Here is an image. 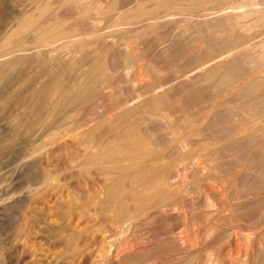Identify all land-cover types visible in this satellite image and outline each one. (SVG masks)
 Wrapping results in <instances>:
<instances>
[{
	"label": "rangeland",
	"instance_id": "1",
	"mask_svg": "<svg viewBox=\"0 0 264 264\" xmlns=\"http://www.w3.org/2000/svg\"><path fill=\"white\" fill-rule=\"evenodd\" d=\"M98 1L99 2H96L95 5L97 9L102 6L99 10L90 13L92 15L89 14L86 18L78 19L76 15H73V9L71 10V7L67 4L62 5L63 1L61 0H0V37L4 35L8 28H15L17 22L24 14H35V17H38V21L44 19V17L42 18L38 15L40 13L36 12V9L38 11L39 7L43 4L45 5L47 2L48 4L46 5L49 6L47 16L52 19L53 22H65L64 29H70L69 26H72L71 33H74L69 38L71 40L69 43L70 45L65 42L67 40L62 39L60 41L57 40V43H54L56 45H48L38 50L35 48L29 52L27 51L33 58L35 57V63L30 66L32 68L20 65V67L12 69L13 71L9 70L8 76L14 80L10 85L14 89H12L10 85L7 88L2 87V82H0V90L4 91L8 89L7 91L9 93L13 92V94H11L15 95V92H18L20 89V94L24 93L22 95H25L26 91V95L28 96L33 93L37 85H42L41 94L45 96L44 99L50 103L58 100L60 95L64 93L62 90L67 79L81 77L82 79H87L86 76H89L93 71H101L100 74L105 71L103 72L104 76L100 75L104 79L114 78L113 80H116L118 83L121 81V85L120 83H116L118 85L114 84L110 87L111 89L109 88L105 90L104 93L97 94V96L93 98V100H96L100 96L101 98L99 97L98 100H94V102L91 100L92 102L90 101L72 110V112H75L72 113L73 117L68 121L70 123L61 126L59 129H55L49 124L53 118V114L48 111L49 108L44 107L41 111L39 110L40 112H37L36 109L29 104L28 114L20 117L18 113H20L21 108L18 104L12 103L11 105L4 106L0 101V264H111V262L114 264H239V262L241 264H264V125L261 126V124H264V0H215L216 2L210 0L213 4H211L209 0H206V2H204L205 0H200L203 2V4H200L205 5L204 7L198 4L199 0H192L195 1V3L193 2L194 4H198L203 10H199V7L197 9V6L190 0H176L174 1L176 4L174 2L171 4L169 0H165L168 2V5H170L169 8L171 5L174 7L170 8L171 11L161 10L162 13L159 11L160 15L158 14L159 12H155V10L154 12L152 11L150 14L152 17L149 18V23L153 25L155 23L154 26L148 23V19L146 20L144 18H141L142 20L135 19L139 22L133 20L135 23L133 25H130L131 22L122 23L117 19V14L119 11L125 10V7H127V9H132V6L135 5L133 6L134 10H131V14L137 11L134 13V15H136L139 13L138 10L140 8L144 9L148 5L147 8H152L153 3L155 8L165 6L166 3L162 2L164 0H157L159 3L156 0H115L116 6L114 10L116 8L119 9H116L117 11L115 12L108 10L107 5L111 0ZM117 2H119V4ZM40 3L41 5L39 6L38 4ZM156 3L160 6L155 5ZM182 4L186 6H184L185 9L187 6L189 10L191 7L196 9H191L192 11L190 10V12H188V8L183 10V8L180 7ZM60 5L62 6L60 7ZM123 6H125L124 9L122 8ZM135 7L139 9L137 10ZM54 10H56V14L53 15L52 12ZM217 10L219 11L217 12ZM222 11H227L228 13H221ZM108 13L110 15L112 14L111 17L110 15L107 16ZM164 13H167V15H164ZM216 13H220V16ZM165 16H168V18ZM90 17L91 19H89ZM158 17L161 19H158ZM87 18L89 20H87ZM155 18L157 20H155ZM84 19L87 21H85L87 25L82 21ZM114 20L119 22L116 21L115 23ZM154 20L156 22H154ZM117 23H122L123 25H118ZM79 24H81L80 27H83L78 28ZM127 25H130V28ZM148 26L150 27L148 28ZM135 30L137 31L135 32ZM73 31L76 32L78 37ZM139 31L142 32L138 33ZM19 33V36L16 34L12 37V41L19 39L21 41L25 38H31L30 33L26 30H20ZM236 36L237 38H235ZM242 38L246 41V45ZM75 39L76 41L73 42ZM239 41H241V44ZM250 42L253 43V45H250ZM27 45L29 46L30 44ZM56 46H58L59 49H56ZM251 46H255L254 50ZM2 48L3 46L0 47V51ZM45 48L46 50H44ZM248 48L250 50H248ZM246 51L247 53L244 54ZM259 53L262 55L260 56ZM226 54H228V56ZM215 55L218 58L214 57ZM6 60L4 59L3 61ZM218 60L221 64H219L220 62H218ZM42 61L46 66L41 70L39 64L36 62ZM148 61L150 62L148 63ZM119 62L121 63L119 64ZM127 62H129V64ZM217 62L218 66L216 65ZM152 64H154V66ZM193 64L194 66L191 67ZM92 66L94 69H92ZM212 66H215V68ZM145 67H147L146 70ZM77 71L79 72L77 73ZM48 72L51 73V75H49ZM87 72L90 73L88 74ZM193 72L197 75H193L194 77L192 78L189 76L190 79L185 82L183 80L184 76L187 77L193 74ZM82 73H84L83 76ZM57 75L60 80L56 77ZM66 75L68 77H66ZM223 80L224 82H222ZM131 81L132 84H130ZM163 81H166V83ZM54 82L56 85H54ZM31 83L34 84L32 85ZM137 83H140L139 87H137ZM148 85L150 86L148 87ZM160 87L163 89L161 90ZM112 89H114V91ZM144 91L145 93L142 95ZM46 92L48 94H46ZM156 92L157 94L160 92L159 98L154 96ZM258 92H261L262 95ZM161 93H164V95ZM103 94H105L104 96L106 98ZM126 96L129 97V99L132 98L129 102V113H131L130 115H132V117L127 121V124L131 126V132H128L126 128L120 127L121 123L124 124L123 118L121 119L123 122L121 121L119 124L115 123L119 117L117 113L121 110L122 103L124 102L123 100ZM147 96L150 102L151 99L153 100L154 106L148 101ZM56 97H58V99ZM137 99L140 103L134 104V102L137 103ZM12 100L13 98L11 101ZM145 101L148 105L147 103L146 105L143 103ZM156 102L159 105L161 103L162 107L164 106L163 103H165V106H167L166 109H164L165 106L163 109L159 105L155 107L157 106ZM137 105L139 108L144 107L143 110L140 108L143 111L142 113ZM16 107L19 109L17 110ZM152 107H155L154 111V108L151 109ZM147 108L149 110H147ZM168 109H170L169 113L171 115L169 114L168 116L170 117H167L169 119L166 120V111H169ZM132 111H134V113ZM147 111L154 116L148 114ZM156 111H160L163 115L165 112L166 115L163 116L160 112L158 114ZM134 114L136 117L133 116ZM25 117L27 119H25ZM184 118L186 120L189 119L187 123L186 120L183 122ZM169 120L171 121V127H174L173 129L169 125ZM175 120L176 122H174ZM163 121L164 124L166 123V126L163 124ZM259 121H262L261 124ZM195 123L197 128H193ZM180 124H183L184 129ZM243 124H248V126ZM250 125L254 127V130L257 129V125L261 127L257 126L258 129L255 132L251 130L252 127L250 128ZM74 127H76V130ZM167 127H170L168 129H171L172 132L168 130ZM96 128H98V130ZM187 129L190 131L188 132ZM197 129L198 131H196ZM193 130L195 132H193ZM258 130H260V134H258ZM92 132L98 137L93 140V145L95 147H93L92 149L94 150L91 149V151L94 152L98 149L95 145L97 141H102V144L106 145V148L103 147V149L109 150L120 145L121 141L131 133V141L144 140L143 143L147 144V147L152 148L154 152L162 155L160 157L156 156L150 158L151 162L149 161L148 165L145 166V168L149 167L150 171L146 172L147 177L150 173L152 174L153 171L160 170V183L162 182V186L166 189V192L163 193V199L168 205L164 207L162 211L160 210L159 214L155 212L156 215H154L153 219H148L149 221H147L142 218L141 221L138 220L139 222L134 221V223L126 229H121V227L115 226L116 224L113 222L114 217L112 213L109 211L103 212L96 205V200L104 198L101 184L99 187L96 185V188L94 187L92 191L88 190V183L85 181L86 178L89 177L88 175H90V172L88 173L87 170H80L75 165L77 162V164H80V159L77 156H79V152H82L84 144L86 143L85 141L93 135ZM134 132H136L137 135L134 134ZM64 134L66 137H64ZM52 135H54L53 138L51 137ZM146 135L148 136L146 137ZM189 137H192L193 140ZM145 139L147 142H145ZM174 139L177 140L176 143L173 141ZM168 140L169 144L167 143ZM205 140L208 143L211 141V143L206 144L207 142ZM165 143L168 144V147H165ZM211 145H213V147ZM166 148L167 150H165ZM196 148L200 149L198 155L196 154L198 151H196ZM30 149L32 150L30 151ZM209 149L212 150L209 151ZM168 150H171L172 153H169ZM204 152L206 153L204 154ZM180 153L182 155H180ZM69 154L71 155L69 156ZM188 154V159L191 160L188 162L187 159L185 162L186 159L184 156L186 155L187 157ZM72 155L76 157L78 161H75ZM206 155L207 157H205ZM197 158H202V160H198ZM207 159L211 161H207ZM70 161H74V163ZM72 165H75L73 166L74 169L75 167L77 168L75 172L74 169L72 170ZM164 165L169 166L165 167ZM210 166L214 167L211 168ZM65 167L67 168L65 169ZM169 167H172V169L175 167L173 169L176 173L175 175L172 174L173 171ZM61 168L62 170H60ZM167 170L170 171L167 172ZM199 170H201V174ZM63 171L69 176L72 175L75 177H72L75 179L72 180L73 183L75 182L77 188L79 186L78 189L73 191L64 180H60V174L66 175ZM76 171L81 174L76 173ZM193 172L196 174H193ZM204 172L206 173L205 176ZM183 173L187 178L183 176ZM93 174V176L96 177V173ZM173 176L174 179L172 180ZM98 177H100V175H98ZM30 178L33 179V181L37 179L39 183L33 185L30 183L32 181ZM101 178L102 175L100 179ZM207 178H212V182L210 181L211 179L207 181ZM203 179L206 182L203 181ZM45 180L47 182L43 183ZM147 185L150 187L153 185V182H149ZM211 185H213V187ZM34 186H37L36 189ZM176 186L178 187L175 188ZM33 188L35 192H33ZM206 188L208 190L210 189L209 191H211V193L209 191L206 192ZM29 191H31V193ZM59 192L61 194H59ZM222 206L226 209L224 210ZM216 208H218V211ZM176 237L178 240H176ZM173 242L176 243V246ZM250 245L251 247H248ZM239 258L242 261H240ZM231 259L234 260L232 261Z\"/></svg>",
	"mask_w": 264,
	"mask_h": 264
},
{
	"label": "bare ground",
	"instance_id": "2",
	"mask_svg": "<svg viewBox=\"0 0 264 264\" xmlns=\"http://www.w3.org/2000/svg\"><path fill=\"white\" fill-rule=\"evenodd\" d=\"M56 1V0H55ZM61 1H63L62 2V5H65V4H67V5H69L70 7H71V10L74 12V14H73V12H72V14L73 15H76V17H78V19L79 18H86V16L87 15H89L90 13H92V12H96L97 10H99L100 8H96V2H99L98 0H61ZM102 1V0H101ZM131 1V0H130ZM140 1H142V0H140ZM157 1V0H156ZM172 1V2H171ZM169 0V2L172 4L174 1H176V0ZM192 3L194 2L195 3V1H192V0H190ZM189 1V2H190ZM196 1H198V0H196ZM204 1V0H203ZM208 1V0H207ZM210 1V0H209ZM212 2H216L215 0L213 1V0H211ZM210 1V2H211ZM125 2V1H124ZM158 2V1H157ZM162 2H165L166 3V5L165 6H161V7H157V8H155V6H154V3L153 2H151V3H153V5H152V8H144V9H139L138 7H135V9L137 8V10L139 11V13L138 14H136V15H134V13L135 12H137V11H135L133 14H131V10L133 9L134 10V8H133V6H135V5H133L132 6V9H130V8H128L127 9V7H125V6H123L122 8L124 9V7L126 8L125 10H121V11H119V13L117 14V19H119V21H121L122 23H124V22H131V24L130 25H133V24H135L134 22H133V20L134 21H138V20H135V19H140V20H142L141 18H144V19H148V23H149V18L150 17H152V16H150V14H151V12L153 11L154 12V10H155V12H161V10L163 11H168V10H170L171 11V7H174V6H172L171 5V7L169 8V6L170 5H168V2L167 1H162ZM204 2H206V0L204 1ZM209 2V3H210ZM211 2V4H213ZM218 2V1H217ZM223 2V1H222ZM224 2H226V1H224ZM251 2V1H250ZM32 3H33V1H32ZM36 3V2H35ZM118 4H119V2H117ZM144 3H145V1H144ZM159 3V2H158ZM158 3H156L155 5H159ZM164 3V4H165ZM175 3V2H174ZM193 3V4H194ZM203 4V2H201L200 0H199V3L198 4ZM220 3V2H219ZM43 4V3H42ZM46 4H48V2L46 3ZM41 5V3L40 4H38L40 7H39V9H38V11H37V9H36V12H38V13H40V14H38L39 16H41L42 18L44 17V19H42V20H40V21H38V17L36 18L35 16V14H33V13H28V14H24L20 19H19V21L17 22V26L15 27V28H13V27H11L10 29L8 28V30H6L5 28V30H6V32H5V30H4V35L3 36H1L0 37V47L1 46H3V48L1 49V51H0V82H2V87H8L14 80H12V78H10L9 76H8V72H9V70H12V69H14V68H16V67H20V65H22V66H25V67H29V68H32V67H30V66H32L34 63H35V61H34V58L32 57V55H30V53H27V51L29 52V51H31L32 49H35V48H37V50L38 49H40L41 47H44V46H50V45H53L57 40H67V41H65V42H67V44L68 45H70L69 43L71 42V40L69 39L71 36H72V34H74V33H71V29L73 28L72 26H69V28L70 29H68V28H66V29H64L63 27H65L64 25H65V22H53L52 21V19H50L48 16H47V14H48V5ZM58 4V3H57ZM98 4V3H97ZM101 4V3H100ZM106 4V3H105ZM141 4V3H140ZM176 4V3H175ZM198 4H194V5H196L197 6V9H198V7H199V10L200 9H202L201 8V6H205V5H201V6H198ZM250 4V3H249ZM15 5V4H14ZM56 5V4H55ZM62 5H60V7L62 6ZM99 5V4H98ZM97 5V6H98ZM132 5V4H131ZM174 5V4H173ZM178 5H179V3H178ZM248 5V4H247ZM51 6V5H50ZM108 6V10H112V12L114 11H117L116 9H118V8H116L115 10H114V8H115V6H116V1L115 0H111L110 2H109V4L107 5ZM140 6V5H139ZM153 6H154V8H153ZM160 6V5H159ZM183 6V4L180 6L181 8H183V10L185 9L184 8V6ZM195 6V7H196ZM212 6H214V5H212ZM221 6V5H220ZM243 6V5H242ZM249 6V5H248ZM37 7V6H36ZM141 7V6H140ZM178 7V6H177ZM179 7V8H180ZM186 7V6H185ZM211 7V6H210ZM216 7V6H215ZM217 7H219V6H217ZM229 7V6H228ZM240 7V6H239ZM246 7V6H245ZM38 8V7H37ZM58 8H59V6H58ZM178 8V9H179ZM187 8H188V6H187ZM186 8V9H187ZM233 8V7H232ZM235 8H236V6H235ZM106 9H107V7H106ZM175 9H176V7H175ZM185 9V10H186ZM191 9H196V8H192L191 7ZM190 9V10H191ZM216 9V8H215ZM238 9V8H237ZM53 10V9H52ZM57 10V9H56ZM56 10H54L52 13H53V15L54 14H56ZM105 10V9H104ZM119 10V9H118ZM174 10V9H173ZM173 10H172V12H173ZM177 10V9H176ZM188 10V12H190V10H189V8L187 9ZM203 10V9H202ZM222 10V9H221ZM220 10V11H221ZM223 10H224V8H223ZM239 10V9H238ZM241 10V9H240ZM257 10V9H256ZM58 11V10H57ZM101 11L103 12V10L101 9ZM101 11H99V12H101ZM175 11V10H174ZM192 11V10H191ZM195 11H198V10H195ZM206 11V10H205ZM219 10H217V12H218ZM35 12V11H34ZM110 12V11H109ZM160 12L158 13L159 15H160ZM183 12H186V11H183ZM199 12V11H198ZM227 12V11H226ZM226 12L225 11H222L221 13H224V14H226ZM234 12V11H233ZM237 12V11H236ZM243 12H245V11H243ZM49 13H51V12H49ZM61 13V12H60ZM68 13H70V12H68ZM117 13V12H116ZM162 13V12H161ZM202 13V12H201ZM213 13H215V12H213ZM228 13V12H227ZM239 13V12H238ZM237 13V14H238ZM250 13V12H249ZM97 14V13H96ZM100 14H102V13H100ZM104 14H105V12H104ZM103 14V15H104ZM114 14V13H113ZM153 14V13H152ZM167 15V13H164V15ZM169 14V13H168ZM170 14H171V12H170ZM206 14H208V13H206ZM205 14V15H206ZM217 14V13H216ZM219 14V16H220V13H218ZM217 14V15H218ZM230 14V13H229ZM244 14H248V13H244ZM253 14V13H252ZM256 14V13H255ZM46 15V16H45ZM60 15V14H59ZM90 15H92V14H90ZM95 15V14H94ZM99 15V14H98ZM103 15H101V16H103ZM110 14L108 13V15L107 16H109ZM112 15V14H111ZM111 15H110V17H111ZM157 15V14H156ZM210 15V14H209ZM222 15V14H221ZM72 16V15H71ZM96 16V15H95ZM158 16V15H157ZM170 16V15H169ZM173 16V15H172ZM185 16V15H184ZM213 16V15H212ZM211 16V17H212ZM214 16H216V15H214ZM223 16V15H222ZM237 16V15H236ZM240 16V15H239ZM242 16V15H241ZM61 17V16H60ZM105 17V16H104ZM115 17V16H114ZM166 17V16H165ZM228 17V16H227ZM56 18V17H55ZM154 18V17H153ZM157 18V17H156ZM155 18V20H157ZM166 18H168V16L166 17ZM226 18V17H225ZM224 18V19H225ZM89 19H91V17L89 18ZM88 18H87V20H89ZM94 19V18H93ZM158 19H161V18H159L158 17ZM174 19V18H173ZM75 20V19H74ZM73 20V21H74ZM107 20V19H106ZM154 20V22H156ZM162 20H164V19H162ZM162 20H159V21H162ZM169 20H170V18H169ZM176 20V19H175ZM179 20V19H178ZM226 20H227V18H226ZM263 20V19H262ZM66 21V20H65ZM82 21H84V23L86 24V20L84 19V20H82ZM86 21V22H85ZM92 21V20H91ZM116 21L117 20H114V22L116 23ZM119 21H117V22H119ZM145 21V20H144ZM181 21V20H180ZM16 22V21H15ZM74 22H76V21H74ZM79 22V21H78ZM93 22V21H92ZM112 22V21H111ZM139 22V21H138ZM163 22V21H162ZM67 23V22H66ZM80 23V22H79ZM121 23V24H122ZM180 23V22H179ZM239 23V22H238ZM73 24V23H72ZM71 24V25H72ZM91 24H93V23H91ZM118 25H121V24H119V23H117ZM126 24V23H125ZM150 24V23H149ZM152 24V23H151ZM150 24V25H151ZM181 24V23H180ZM76 25V24H75ZM80 25L81 24H79V26H78V28L80 27ZM87 25V24H86ZM90 25V24H89ZM88 25V26H89ZM95 25L97 26V24L95 23ZM123 25V24H122ZM130 25H127V26H129V28H130ZM146 25V24H145ZM153 25V24H152ZM154 25H155V23H154ZM153 25V26H154ZM125 26V25H124ZM124 26H122V27H124ZM135 26V25H134ZM142 26V25H141ZM239 26V25H238ZM77 27V26H76ZM81 27H83V26H81ZM80 27V28H81ZM126 27V26H125ZM150 26H148V28H149ZM233 27V26H232ZM21 28V29H20ZM145 28H147V27H145ZM237 28V27H236ZM245 28V27H244ZM243 28V29H244ZM141 29H143V28H141ZM141 29H139V30H141ZM151 29V28H150ZM248 29V28H247ZM20 30H26L27 32H29L30 33V36H31V38H29V39H23V40H21L20 41V39L19 40H14V41H12V37H14L16 34H18L19 32H20ZM82 31H83V28H82ZM81 31V32H82ZM129 31V30H128ZM134 31V30H133ZM137 30H135V32H136ZM147 31V30H146ZM73 32H75V31H73ZM86 32V31H85ZM91 32V31H90ZM140 32H142V31H139L138 33H140ZM239 32V31H238ZM28 33V34H29ZM137 33V34H138ZM242 33V32H241ZM20 34V33H19ZM19 34H18V36H19ZM75 34H76V32H75ZM131 34V33H130ZM129 34V35H130ZM135 34V33H134ZM243 34V33H242ZM125 35V34H124ZM143 35V34H142ZM76 36H77V34H76ZM83 36V35H82ZM238 36V35H237ZM237 36L235 37V38H237ZM243 36V35H242ZM26 37V36H25ZM27 37H29V36H27ZM78 37V36H77ZM139 37V36H138ZM191 37H193V36H191ZM238 37H240V36H238ZM80 38V37H79ZM241 38V37H240ZM246 38V37H245ZM153 39V38H152ZM239 39V38H238ZM243 39V42H244V44L246 43V41H244V38H242ZM211 40V39H210ZM232 40V39H231ZM241 40V39H240ZM74 41H76V39L75 40H73V42ZM165 41V40H164ZM238 41V40H237ZM242 41V40H241ZM241 41H239L240 42V44H241ZM248 41V40H247ZM206 42V41H205ZM57 43V42H56ZM85 43V42H84ZM234 43H235V41H234ZM234 43H233V45H234ZM237 43V42H236ZM264 43V42H263ZM27 44H32L31 46L29 45H27ZM66 44V43H65ZM64 44V45H65ZM206 44V43H205ZM54 45H56V44H54ZM67 45V46H68ZM102 45V44H101ZM242 45H243V43H242ZM246 45V44H245ZM250 45H253V43H251L250 42ZM255 45V44H254ZM258 45V44H257ZM66 46V45H65ZM64 46V47H65ZM236 46V45H235ZM237 46H239V45H237ZM256 46V45H255ZM255 46L254 47H252L251 46V48L254 50V48H255ZM250 47V46H249ZM259 47V46H258ZM49 48V47H48ZM125 48V47H124ZM201 48V47H200ZM226 48V47H225ZM245 48V47H244ZM256 48H257V46H256ZM56 49H59L58 48V46H56ZM140 49V48H139ZM210 49V48H209ZM44 50H46V48L44 49ZM55 50V49H54ZM130 50V49H129ZM181 50V49H180ZM189 50V49H188ZM231 50V49H230ZM248 50H250L249 48H248ZM247 50V51H248ZM41 51V50H40ZM43 51V50H42ZM49 51V50H48ZM56 51V50H55ZM135 51V50H134ZM133 51V52H134ZM151 51V50H150ZM229 51V50H228ZM240 51H241V49H240ZM242 51H243V49H242ZM247 51L246 52H244V54H246L247 53ZM252 51V50H251ZM264 51V50H263ZM50 52H52V51H50ZM54 52V51H53ZM57 52V51H56ZM55 52V53H56ZM59 52V51H58ZM139 52V51H138ZM131 53V52H130ZM227 53V52H226ZM88 54V53H87ZM205 54V53H204ZM221 54V53H220ZM224 54V53H223ZM232 54V53H231ZM231 54H229V55H231ZM250 54V53H249ZM260 54V56L262 55L261 53H259ZM54 55V54H53ZM61 55V54H60ZM72 55V54H71ZM217 56H221V55H219V54H216ZM216 55L214 56V57H216ZM227 56H228V54H226ZM225 55V56H226ZM84 56V55H83ZM96 56V55H95ZM201 56V55H200ZM227 56H226V58H227ZM243 56V55H242ZM44 57V56H43ZM55 57H57V56H55ZM59 57V56H58ZM92 57H94V56H92ZM91 57V58H92ZM117 57V56H116ZM120 57V56H119ZM142 57V56H141ZM145 57V56H144ZM198 57V56H197ZM222 57V56H221ZM220 57V58H221ZM61 58V57H60ZM81 58V57H80ZM136 58V57H135ZM134 58V59H135ZM143 58V57H142ZM216 58H218V57H216ZM229 58V57H228ZM258 58V57H257ZM260 58V57H259ZM6 60V61H3V60ZM55 59V58H54ZM57 59V58H56ZM88 59V58H87ZM97 59V58H96ZM114 59V58H113ZM112 59V60H113ZM137 59V58H136ZM139 59H141V58H139ZM144 59V58H143ZM205 59H207V58H205ZM241 59V58H240ZM245 59V58H244ZM145 60V59H144ZM203 60V59H202ZM227 60V59H226ZM225 60V61H226ZM80 61V60H79ZM126 61V60H125ZM135 61V60H134ZM211 61V60H210ZM236 61V60H235ZM123 62V61H122ZM150 61H148V63H149ZM207 62V61H206ZM218 62H220L219 60H218ZM218 62L216 63V65L218 64ZM36 63H38L39 64V66H40V69L42 70L43 68H44V66H46V65H44V62L42 61V62H36ZM59 63H60V61H59ZM66 63V62H65ZM121 62H119V64H120ZM128 64H129V62H127ZM127 63H126V65H127ZM193 63V62H192ZM194 63H195V61H194ZM201 63V62H200ZM210 63V62H209ZM227 63V62H226ZM231 63V62H230ZM86 64H88V63H86ZM151 64V63H150ZM198 64V63H197ZM204 64H205V62H204ZM219 64H221V62L219 63ZM57 65V64H56ZM56 65H54V66H56ZM96 65V64H95ZM100 65V64H99ZM114 65V64H113ZM113 65H112V67H113ZM122 65V64H121ZM153 66H154V64H152ZM203 65V64H202ZM210 65V64H209ZM211 65H212V63H211ZM53 66V67H54ZM59 66H62V65H59ZM63 66H64V64H63ZM62 66V67H63ZM130 66V65H129ZM136 66V65H135ZM137 66H138V64H137ZM192 66H194V64L193 65H191V67ZM198 66H200V65H198ZM218 66V65H217ZM220 66V65H219ZM35 67V66H34ZM50 67V66H49ZM61 67V68H62ZM81 67V66H80ZM127 67H128V65H127ZM131 67V66H130ZM134 67V66H133ZM139 67V66H138ZM137 67V68H138ZM205 67V66H204ZM208 67V66H207ZM210 67V66H209ZM213 67V66H212ZM47 68V67H46ZM51 68V67H50ZM57 68H58V66H57ZM56 68V69H57ZM71 68V67H70ZM82 68V67H81ZM80 68V69H81ZM114 68V67H113ZM119 68V67H118ZM135 68V67H134ZM146 68L147 67H145V70H146ZM153 68H155V67H153ZM153 68H151V69H153ZM177 68V67H176ZM213 68H215V66L213 67ZM26 69V68H25ZM65 69V68H64ZM80 69H78V70H80ZM92 69H94V67L92 66ZM101 69H103V68H101ZM132 69V68H131ZM141 69V68H140ZM149 69V68H148ZM165 69V68H164ZM177 69H179V68H177ZM176 69V70H177ZM185 69H187V68H185ZM189 69V68H188ZM193 69V68H192ZM196 69V68H195ZM200 69V68H199ZM206 69V68H205ZM208 69V68H207ZM28 70H30V69H28ZM50 70V69H49ZM52 70V69H51ZM59 70H60V68H59ZM58 70V71H59ZM83 70H84V68H83ZM89 70V69H88ZM87 70V71H88ZM106 70V69H105ZM111 70V69H110ZM114 70V69H113ZM120 70V69H119ZM118 70V71H119ZM129 70V69H128ZM156 70V69H155ZM176 70H174V71H176ZM180 70V69H179ZM13 71V70H12ZM36 71V70H35ZM123 71V70H122ZM127 71V70H126ZM181 71V70H180ZM196 71H197V69H196ZM196 71H194V72H196ZM219 71V70H218ZM16 72V71H15ZM37 72V71H36ZM41 72V71H40ZM43 72H44V70H43ZM43 72H42V74H43ZM46 72H47V70H46ZM62 72V71H61ZM66 72V71H65ZM79 71H77V73H78ZM100 72L101 71H96V72H92V73H90V75L89 76H86L87 77V79H82V77L81 78H73V79H67V82H65V85H64V88H63V92L64 93H62L61 95H60V97H59V99H58V97H56L58 100H56L55 102H50V103H48L47 101H46V99H44L45 98V96H43L42 94H41V86L42 85H37L35 88H34V91H33V93L32 94H30V95H26V91H25V95H22V94H24V93H22V94H20V92H19V90H18V92H15V95H12L13 94V92H11V93H9L7 90H4V91H2V90H0V101L3 103V105L4 106H7V105H11L12 103H16V104H18L19 106H20V108H21V110H20V113H18L19 114V116L20 117H22V116H25L26 114H28L27 113V111H28V107H29V104H31L35 109H36V111L37 112H40L41 111V109H43L44 107H46V108H49V110L48 111H50L51 112V114H53V118H52V120L49 122V124L53 127V128H55V129H59L61 126H65L66 124H68V123H70V122H68L72 117H73V115H72V113L73 112H75V111H73L72 112V110H74L76 107H78V106H83L84 104H87L88 102H90L91 100L94 102V100H93V98H95L96 96H97V94L99 95V94H101V93H104V91L105 90H107V89H109L111 86H113L114 84H116V83H118L116 80H113V79H104L103 77H101L100 75H102V76H104V73L103 72H105V71H103L101 74H100ZM108 72V71H107ZM114 72H116V71H114ZM137 72V71H136ZM139 72V71H138ZM145 72V71H144ZM185 72V71H184ZM191 72H192V70H191ZM193 72V74H191V75H188V73H187V77H185L184 76V78H183V80L186 82V80H189L190 78H192V77H194L195 75H197V74H195ZM200 72V71H199ZM198 72V73H199ZM213 72V71H212ZM19 73V72H18ZM21 73V72H20ZM45 73V72H44ZM49 73V72H48ZM88 73V72H87ZM88 73V74H89ZM109 73V72H108ZM117 73V72H116ZM124 73V72H123ZM186 73V72H185ZM214 73V72H213ZM23 74V73H22ZM71 74H73V73H71ZM70 74V75H71ZM75 74V73H74ZM83 74L84 73H82V76H83ZM114 74V73H113ZM118 74H119V72H118ZM120 74H122V73H120ZM126 74V73H125ZM136 74H138V73H136ZM143 74V73H142ZM166 74V73H165ZM174 74H176V73H174ZM178 74V73H177ZM180 74V73H179ZM181 74H182V72H181ZM184 74V73H183ZM202 74V73H201ZM204 74V73H203ZM225 74V73H224ZM10 75V74H9ZM41 75V74H40ZM49 75H51V73H49ZM52 75H54V74H52ZM85 75H86V73H85ZM115 75H117V74H115ZM128 75V74H127ZM131 75V74H130ZM194 75V76H193ZM211 75H212V73H211ZM29 76V75H28ZM74 76V75H73ZM72 76V77H73ZM79 76H80V74H79ZM79 76H77V77H79ZM120 76V75H119ZM180 76H182V75H180ZM189 76H190V78H189ZM208 76H209V74H208ZM232 76V75H231ZM49 77V76H48ZM57 78H58V75L56 76ZM60 77V76H59ZM66 77H68L67 75H66ZM85 77V78H86ZM115 77V76H114ZM146 77V76H145ZM177 77V76H176ZM179 77V76H178ZM207 77V76H206ZM212 77H214V76H212ZM34 78H35V76H34ZM41 78V77H40ZM62 78V77H61ZM65 78V77H64ZM116 78H117V76H116ZM118 78H120V79H122L123 78V76H122V78L121 77H118ZM137 78H139V77H137ZM144 78V77H143ZM163 78V77H162ZM226 78V77H225ZM258 78V77H257ZM264 78V77H263ZM49 79V78H48ZM52 79H53V77H52ZM55 79V78H54ZM120 79H119V81H120ZM125 79V78H124ZM123 79V80H124ZM147 79V78H146ZM161 79V78H160ZM169 79V78H168ZM199 79V78H198ZM223 79V78H222ZM58 80H60L59 78H58ZM65 80H66V78H65ZM118 80V79H117ZM128 80V79H127ZM149 80V79H148ZM218 80H219V78H218ZM230 80V79H229ZM264 80V79H263ZM262 80V81H263ZM19 81H20V76H19ZM34 81V80H33ZM33 81H31V82H33ZM125 81V80H124ZM139 81H141V80H139ZM142 81H143V79H142ZM181 81V80H180ZM205 81H206V79H205ZM56 82V81H55ZM54 82V83H55ZM163 82H165L166 83V81H163ZM162 82V83H163ZM203 82V81H202ZM222 82H224V80L222 81ZM29 83V82H28ZM42 83H44V82H42ZM46 83V82H45ZM51 83V82H50ZM120 83V85H121V81L119 82ZM118 83V84H119ZM125 83V82H124ZM123 83V84H124ZM127 83H129V82H127ZM142 83V82H141ZM161 83V82H160ZM179 83V82H178ZM219 83H220V80H219ZM32 85L34 84V83H31ZM47 84V83H46ZM118 84H116V85H118ZM130 84H132V81L130 82ZM138 84V86L137 87H139V84L140 83H137ZM157 84V83H156ZM181 84V83H180ZM194 84V83H193ZM199 84H200V82H199ZM30 85V84H29ZM45 85V84H44ZM43 85V86H44ZM50 85H52V84H50ZM54 85H56V83L54 84ZM53 85V86H54ZM144 85V84H143ZM151 85V84H150ZM150 85H148V87L150 86ZM202 85V84H201ZM244 85V84H243ZM11 86V85H10ZM20 86V85H19ZM129 86H131V85H129ZM152 86V85H151ZM155 86V85H154ZM163 86V85H162ZM169 86V85H168ZM213 86V85H212ZM216 86H217V84H216ZM236 86V85H235ZM253 86V85H252ZM12 87V86H11ZM46 87V86H45ZM59 87V86H58ZM148 87H146V88H148ZM173 87V86H172ZM47 88V87H46ZM118 88V87H117ZM152 88V87H151ZM161 88V87H160ZM159 88V89H160ZM166 88V87H165ZM185 88V87H184ZM199 88V87H198ZM12 89H14L13 87H12ZM49 89H50V87H49ZM52 89V88H51ZM111 89V88H110ZM131 89V88H130ZM157 89V88H156ZM159 89H158V91H159ZM163 88H161V90H162ZM167 89V88H166ZM165 89V90H166ZM26 90V89H25ZM52 90H54V89H52ZM113 91H114V89H112ZM116 90V89H115ZM143 90H144V88H143ZM151 90V89H150ZM222 90V89H221ZM245 90V89H244ZM253 90V89H252ZM14 91V90H13ZM56 91V90H55ZM61 91V90H60ZM111 91V90H110ZM138 91H140V90H138ZM137 91V92H138ZM152 91V90H151ZM157 91V90H156ZM167 91V90H166ZM190 91V90H189ZM44 92V91H43ZM54 92V91H53ZM131 92V91H130ZM163 92H164V90H163ZM57 93H58V90H57ZM112 93H114V92H112ZM128 93V92H127ZM142 93V92H141ZM145 93V91L142 93V95ZM160 93V92H159ZM159 93L157 94V92H156V94H154V96L155 97H158L159 98ZM210 93V92H209ZM258 93H260L261 94V92H258ZM44 94V93H43ZM46 94H48L47 92H46ZM130 94V93H129ZM161 94H163L164 95V93H161ZM188 94V93H187ZM54 95V94H53ZM105 94H103V96H104ZM113 95V94H112ZM128 95V94H127ZM131 95H132V93H131ZM141 95V94H140ZM148 95V94H147ZM149 95H150V93H149ZM148 95V96H149ZM162 95V96H163ZM166 95V94H165ZM234 95V94H233ZM262 95V94H261ZM57 96V95H56ZM102 96V95H101ZM148 96H147V98H148ZM152 96V95H151ZM226 96V95H225ZM50 97V96H49ZM100 97V96H99ZM98 97V98H99ZM105 97V96H104ZM127 97V96H126ZM124 98V102L122 103V107H121V110L119 111V113H117L118 115L117 116H119L118 117V120L115 122L116 124H119L121 121L123 122V120H124V124L123 123H121L120 125V127H123V128H126V129H128V132H131V126L130 125H128L127 124V121L128 120H130L131 119V117H132V115H130L131 113H129V102L132 100V98H130L129 99V97H127V98ZM133 97V96H132ZM13 98V100L11 101V99ZM47 98V97H46ZM98 98L96 99V100H98ZM101 98V97H100ZM106 98V97H105ZM135 98V97H134ZM138 98V97H137ZM154 99V98H153ZM162 99V98H161ZM160 99V100H161ZM95 100V101H96ZM143 100H145V99H143ZM142 100V101H143ZM167 100V99H166ZM14 101V102H13ZM91 101V102H92ZM135 101V100H134ZM141 101V100H140ZM148 101L150 102V99L148 98ZM153 100L151 99V104H152V106H154L153 105V102H152ZM157 101V100H156ZM195 101V100H194ZM230 101V100H229ZM235 101V100H234ZM251 101V100H250ZM118 102V101H117ZM122 102V101H121ZM167 102V101H166ZM196 102V101H195ZM216 102V101H215ZM225 102V101H224ZM120 103V102H119ZM119 103H118V105H119ZM138 103H140L139 101H138V99H137V103H135L134 102V104H138ZM143 103H145V105H146V101L145 102H143ZM150 103H149V105H150ZM157 103V102H156ZM156 103H155V105H156ZM121 104V103H120ZM164 104V106H165V103H163ZM167 104V103H166ZM179 104V103H178ZM147 105H148V103H147ZM158 103H157V106H155V107H158ZM13 106V105H12ZM16 106V105H15ZM138 106V105H137ZM142 106V105H141ZM143 106H144V104H143ZM151 106V105H150ZM159 106H161L162 107V104L160 103V105ZM163 106V107H164ZM172 106V105H171ZM217 106V105H216ZM31 107V106H30ZM90 107H91V105H90ZM131 107V106H130ZM134 107H136V106H134ZM155 107H152L151 109H153V111L155 110ZM163 107H162V109H163ZM166 107L167 106H165L164 107V109H166ZM34 108H33V110H34ZM120 108V107H119ZM138 108H139V106H138ZM138 108H136V109H138ZM140 108H142V107H140ZM139 108V109H140ZM144 108V107H143ZM143 108H142V110H143ZM145 108H146V106H145ZM171 108V107H170ZM13 109V108H12ZM16 109H17V107H16ZM16 109H14V110H16ZM19 109V108H18ZM17 109V110H18ZM118 109V108H117ZM135 109V108H134ZM159 109H161V108H159ZM174 109V108H173ZM40 110V111H39ZM141 109H140V112L142 113L143 111H142ZM147 110H149L148 108H147ZM157 110V109H156ZM169 111H166L167 112V115H166V113L164 112V115L160 112V111H163V110H160L159 112H160V114L161 115H163V116H165L166 115V120L167 119H169V118H167V117H170V116H168L170 113V109H168ZM178 110V109H177ZM176 110V111H177ZM180 110V109H179ZM30 111V110H29ZM43 111V110H42ZM111 111V110H110ZM139 111V110H138ZM146 111V110H145ZM144 111V112H145ZM152 111V112H153ZM14 112V111H13ZM133 113H134V111H132ZM136 112V111H135ZM139 112V113H140ZM149 111H147V113H148ZM157 112V111H156ZM159 112H157L158 114H159ZM180 112V111H179ZM47 113V112H46ZM171 113H172V111H171ZM178 113V112H177ZM35 114V113H34ZM48 114V113H47ZM51 114H49V115H51ZM96 114V113H95ZM148 114H151V113H148ZM174 114V113H173ZM203 114V113H202ZM76 115V114H75ZM99 115V114H98ZM110 115V114H109ZM138 115V114H137ZM142 115V114H141ZM147 115V114H146ZM152 115V114H151ZM171 115V114H170ZM175 115V114H174ZM204 115H205V112H204ZM203 115V116H204ZM46 116V115H45ZM78 116V115H77ZM117 116H116V118H117ZM133 116H135L136 117V115L134 114ZM152 116H154V115H152ZM163 116H161V117H163ZM176 116V115H175ZM199 116V115H198ZM210 116V115H209ZM28 117V116H27ZM48 117V116H47ZM111 117V116H110ZM147 117V116H146ZM158 117H160V116H158ZM188 117V116H187ZM190 117V116H189ZM18 118V117H17ZM123 118V120H121ZM142 118V117H141ZM154 118V117H153ZM152 118V119H153ZM164 118V117H163ZM164 118V119H165ZM192 118H194V117H192ZM192 118H190V119H192ZM198 118V117H197ZM200 118V117H199ZM253 118V117H252ZM11 119V118H10ZM16 119V118H15ZM25 119H27L26 117H25ZM75 119V118H74ZM73 119V120H74ZM78 119V118H77ZM76 119V120H77ZM133 119V118H132ZM143 119V118H142ZM149 119V118H148ZM159 119H161V118H159ZM177 119V118H176ZM188 119V118H187ZM204 119H205V117H204ZM72 120V121H73ZM171 120V119H170ZM169 120V125H170V121ZM179 120H180V118H179ZM184 121L183 122H185V118L183 119ZM189 120V119H188ZM188 120H186V123H187V121ZM207 120V119H206ZM241 120V119H240ZM32 121V120H31ZM142 121V120H141ZM76 122V121H75ZM83 122V121H82ZM154 122V121H153ZM166 122V121H165ZM168 122V121H167ZM174 122H176V120L174 121ZM193 122V121H192ZM197 122V121H196ZM200 122V121H199ZM208 122V121H207ZM206 122V123H207ZM260 122V121H259ZM262 122V121H261ZM261 122H260V124H261ZM29 123V122H28ZM81 123V122H80ZM156 123V122H155ZM194 123V122H193ZM84 124V123H83ZM160 124V123H159ZM158 124V125H159ZM163 124H164V121H163ZM172 124H173V122H172ZM174 124H176V123H174ZM178 124V123H177ZM184 124V123H183ZM183 124L181 125L182 126V128L184 127L183 126ZM259 124V125H260ZM70 125V124H69ZM82 125V124H81ZM161 125V124H160ZM165 126H166V123L164 124ZM185 125V124H184ZM199 125V124H198ZM204 125V124H203ZM229 125V124H228ZM243 125H245V124H243ZM252 125V124H251ZM249 126L250 128L252 127V126ZM259 125H257L258 127H261V126H263L264 124H261V126H259ZM49 126V125H48ZM165 126H163V127H165ZM172 125H170V127H171ZM173 126H175V125H173ZM179 126V125H178ZM177 126V127H178ZM234 126V125H233ZM240 126H241V124H240ZM245 126H248V124L247 125H245ZM245 126H243V127H245ZM256 126V125H255ZM256 126V128L258 129V127ZM51 127V128H52ZM77 127V126H76ZM76 127H74L75 128V130H76ZM133 127V126H132ZM135 127V126H134ZM139 127V126H138ZM161 127V126H160ZM170 127H167V129L168 128H170ZM176 127V126H175ZM196 127V123L194 124V127L193 128H195ZM242 127V126H241ZM50 128V129H51ZM67 128V127H66ZM166 128V127H165ZM172 128V127H171ZM174 128V127H173ZM172 128V129H173ZM181 128V127H180ZM181 128V129H182ZM188 128H189V126H188ZM193 128H190V129H193ZM197 128V127H196ZM247 128V127H246ZM254 127H252V129L251 130H254L253 129ZM55 129H54V131H55ZM78 129V128H77ZM95 129V128H94ZM97 130H98V128H96ZM100 129V128H99ZM114 129V128H113ZM116 129V128H115ZM135 129V128H134ZM133 129V130H134ZM166 129V130H167ZM184 129V128H183ZM186 129V128H185ZM249 129V128H248ZM257 129H255L254 131L256 132L257 131ZM261 129V128H260ZM263 129V128H262ZM68 130V129H67ZM74 130V129H73ZM136 130H137V128H136ZM163 130V129H162ZM168 130H171V129H168ZM177 130V129H176ZM188 130V129H187ZM240 130V129H239ZM250 130V129H249ZM264 130V129H263ZM117 131V130H116ZM121 131V130H120ZM127 131V130H126ZM140 131V130H139ZM181 131V130H180ZM190 130H188V132H189ZM192 131V130H191ZM196 131H198V129L196 130ZM202 131V130H201ZM242 131V130H241ZM244 131V130H243ZM254 131H251V132H254ZM259 131L260 130H258V134H260L259 133ZM65 132V131H64ZM94 132V131H93ZM92 132V133H93ZM171 132H172V130H171ZM170 132V133H171ZM183 132H184V130H183ZM187 132V131H186ZM193 132H195L194 130H193ZM192 132V133H193ZM208 132V131H207ZM240 132V131H239ZM250 132V133H251ZM254 132V133H255ZM67 133V132H66ZM69 133V132H68ZM121 133V132H120ZM168 133V132H167ZM191 133V132H190ZM244 133H247V132H244ZM262 133V132H261ZM7 134V133H6ZM54 134V133H53ZM61 134V133H60ZM115 134V133H114ZM132 134H133V131H132ZM134 134H136V132H134ZM144 134H145V132H144ZM172 134V133H171ZM183 134V133H182ZM186 134V133H185ZM193 134H195V133H193ZM200 134V133H199ZM209 134V133H208ZM241 134V133H240ZM257 134V133H256ZM257 134V135H258ZM58 135V134H57ZM65 135V134H64ZM130 135H131V133L125 138V139H123L122 141H121V143H120V145H118L117 147H115V148H112V149H109V150H104L103 149V147H105L106 145L105 144H102V141H100L99 139V141H97L96 143H95V145L97 146V148L98 149H96L97 151H91V149L93 148V147H95L94 145H93V140H95V138H98L97 137V135H95L94 133H93V135L92 136H90L89 137V139L87 140V141H85L86 143L84 144V148H83V150H82V152H79V156H77L79 159H80V164H77V163H75V165H76V167L78 168V169H80V170H87L88 171V173L90 174V175H88L89 177L88 178H86V181L85 182H87L88 183V190H93L94 189V187L96 186V185H98V187H99V185L101 184V190H102V193L104 194V198L103 199H98L97 197V199L99 200H96V205L99 207V209L101 210V211H109L110 213H112V215H113V222L116 224L115 226L116 227H121V229H126L128 226H131L133 223H134V221H138V220H140L141 221V219L142 218H144L145 220H147V221H149L150 219H153V217H154V215H156V214H159V212H160V210L162 211V209L164 208V207H166L168 204L165 202V200L163 199V193H165L166 191V189L164 188V186H162V182L160 183V170H155V171H153L152 172V174L150 175L149 174V176L147 177V175H146V172H150L149 171V167H146L145 168V166L146 165H148V163H149V161L151 162V159L150 158H152V157H156V156H162V155H160V154H158L157 152H154L153 151V149L152 148H149V147H147L146 145L147 144H144L143 142H144V140H137V141H131L130 140ZM137 135V134H136ZM173 135H174V131H173ZM172 135V136H173ZM198 135V134H197ZM211 135V134H210ZM232 135V134H231ZM246 135V134H245ZM249 135V134H248ZM253 135V134H252ZM9 136V135H8ZM101 136V135H100ZM104 136V135H103ZM107 136V135H106ZM105 136V137H106ZM148 135H146V137H147ZM171 136V135H170ZM183 136H184V134H183ZM187 136V135H186ZM189 136H190V134H189ZM192 136V135H191ZM196 136V135H195ZM218 136V135H217ZM242 136H243V134H242ZM52 138L54 137V135H52L51 136ZM62 137V136H61ZM64 137H66V135L64 136ZM138 137H139V135H138ZM143 137H144V135H143ZM164 137V136H163ZM251 137V136H250ZM60 138V137H59ZM58 138V139H59ZM160 138V137H159ZM190 139L192 138V137H189ZM87 139V138H86ZM148 139V138H147ZM176 139H177V137H176ZM187 139V138H186ZM189 139V140H190ZM77 140V139H76ZM97 140V139H96ZM146 140V139H145ZM151 140H153V139H151ZM163 140V139H162ZM181 140V139H180ZM185 140V139H184ZM184 140H183V142H184ZM192 140H193V138H192ZM66 141V140H65ZM109 141H111V140H109ZM150 141V140H149ZM175 143H176V141L177 140H173ZM195 141V140H194ZM193 141V142H194ZM206 141V140H205ZM236 141V140H235ZM95 142V141H94ZM116 142V141H115ZM145 142H147V140L145 141ZM171 142H172V139H171ZM192 142V143H193ZM197 142V141H196ZM207 142V141H206ZM222 142V141H221ZM234 142V141H233ZM111 143H113V142H111ZM168 144H169V140H168V142H167ZM190 143V142H189ZM202 143V142H201ZM200 143V144H201ZM210 143H211V141H210ZM210 143H206V144H210ZM248 143V142H247ZM20 144V143H19ZM157 144V143H156ZM168 144H166L165 143V147H168L167 145ZM174 144V143H173ZM198 144H199V142H198ZM212 144H213V142H212ZM263 144H264V142H263ZM82 145H83V143H82ZM113 145V144H112ZM155 145V144H154ZM175 145V144H174ZM179 145V144H178ZM189 145V144H188ZM197 145V144H196ZM17 146V145H16ZM176 146V145H175ZM192 146V145H191ZM212 147H213V145H211ZM211 146H209V147H211ZM73 147V146H72ZM83 147V146H82ZM112 147V146H111ZM110 147V148H111ZM161 147V146H160ZM170 147V146H169ZM179 147V146H178ZM183 147V146H182ZM193 147V146H192ZM192 147H191V149H192ZM28 148V147H27ZM58 148V147H57ZM77 148V147H76ZM106 148V147H105ZM185 148V147H184ZM233 148V147H232ZM22 149V148H21ZM169 149V148H168ZM176 149V148H175ZM180 149V148H179ZM186 149H187V147H186ZM193 149H194V147H193ZM208 149V148H207ZM214 149V148H213ZM17 150V149H16ZM32 149H30V151H31ZM56 150V149H55ZM58 150V149H57ZM64 150V149H63ZM92 150H94V149H92ZM165 150H167V148L165 149ZM172 150V149H171ZM171 150L169 151V153L171 152ZM198 150V151H197ZM200 149H197L196 148V151H197V155H198V153L200 152L199 151ZM212 150V149H211ZM210 149H209V151H211ZM54 151V150H53ZM80 151V150H79ZM173 151V150H172ZM195 151V152H196ZM202 151V150H201ZM214 151V150H213ZM217 151V150H216ZM262 151V150H261ZM33 152H34V150H33ZM60 152V151H59ZM75 152V151H74ZM165 152V151H164ZM178 152V151H177ZM180 152V151H179ZM194 152V153H195ZM207 152V151H206ZM206 152H204V154L206 153ZM31 153V152H30ZM29 153V154H30ZM78 153V152H77ZM172 153V152H171ZM202 153V152H201ZM73 154V153H72ZM175 154H178V153H175ZM27 155V154H26ZM71 154H69V156H70ZM179 155V154H178ZM180 155H182L181 153H180ZM183 155H184V152H183ZM187 155V154H186ZM186 155L184 156L185 157V162L187 161V159L189 158V154H188V156L186 157ZM50 156H51V154H50ZM194 156V155H193ZM201 156V155H200ZM208 156H209V154H208ZM242 156V155H241ZM72 157H74L73 155H72ZM197 157V156H196ZM199 157V156H198ZM205 157H207V155L205 156ZM210 157V156H209ZM31 158H32V156H31ZM75 158V161H78V160H76L77 158L76 157H74ZM73 158V159H74ZM166 158V157H165ZM63 159V158H62ZM72 159V158H71ZM70 159V160H71ZM159 159V158H158ZM181 159V158H180ZM193 159H196V158H193ZM198 159V158H197ZM199 159H201L202 160V158H199ZM198 159V160H199ZM205 159V158H204ZM211 159V158H210ZM208 160L207 159V161H211V160ZM29 160H30V158H29ZM160 160H161V158H160ZM189 160H191V159H188V162H189ZM213 160V159H212ZM72 161V160H71ZM70 161V162H71ZM159 161V160H158ZM215 161V160H214ZM247 161V160H246ZM26 162V161H25ZM171 162V161H170ZM169 162V163H170ZM185 162H184V164H185ZM71 163H74V161L73 162H71ZM166 163V162H165ZM198 163H199V161H198ZM203 163V162H202ZM213 163V162H212ZM63 164V163H62ZM67 164V163H66ZM161 164V163H160ZM163 164V163H162ZM172 164H173V162H172ZM191 164V163H190ZM189 164V165H190ZM194 164H196V163H194ZM221 164V163H220ZM60 165V164H59ZM75 165H72V170L74 169L73 168V166H75ZM167 165V164H166ZM177 165V164H176ZM192 165V164H191ZM67 166V165H66ZM151 166H152V164H151ZM158 166V165H157ZM165 166V165H164ZM169 166V165H168ZM168 166H165V167H168ZM170 166H171V164H170ZM235 166V165H234ZM71 167V166H70ZM75 167V169H77ZM161 167H162V165H161ZM176 167V166H175ZM174 167V168H175ZM183 167V166H182ZM186 167V166H185ZM195 167V166H194ZM196 167H198V166H196ZM204 167V166H203ZM209 167V166H208ZM211 167V166H210ZM214 167V166H213ZM213 167H211V168H213ZM48 168V167H47ZM50 168V167H49ZM63 168V167H62ZM62 168L60 169V170H62ZM67 167H65V169H66ZM164 168V167H163ZM169 168H171V170L173 171V169H172V167H169ZM168 168V169H169ZM191 168V167H190ZM64 169V170H65ZM75 169H74V172H75ZM152 169H153V166H152ZM185 169V168H184ZM188 169V168H187ZM196 169V168H195ZM204 169V168H203ZM206 169V168H205ZM230 169V168H229ZM212 170V169H211ZM69 171V170H68ZM79 171V170H78ZM93 171H95V172H93ZM170 171V170H169ZM168 170H167V172H169ZM181 171V170H180ZM193 171V170H192ZM200 171V174H201V170H199ZM206 171V170H205ZM235 171V170H234ZM44 172V171H43ZM54 172V171H53ZM63 172H65V171H63ZM86 172V171H85ZM182 172V171H181ZM186 172H188V171H186ZM185 172V173H186ZM195 172V171H194ZM193 172V174H196L197 173V171H196V173H194ZM66 173V172H65ZM76 173H78L77 171H76ZM75 173V174H76ZM93 173H96V177L95 176H93L94 174ZM180 173V172H179ZM189 173V172H188ZM188 173H187V175H188ZM5 174V173H4ZM78 174H81V173H78ZM83 174H84V172H83ZM172 174H176L174 171H173V173ZM182 174V173H181ZM59 175V174H58ZM86 175V174H85ZM98 175H100V177H101V175H102V178L100 179V177H98ZM171 175V174H170ZM186 175V176H187ZM206 175V173L204 172V176ZM234 175V174H233ZM183 176H184V173H183ZM190 176V175H189ZM200 176V175H199ZM72 175H68L67 173H66V175H61L60 174V176H59V178H60V180L62 179V180H64V182H66L67 184H68V187H70L73 191L75 190V189H78L79 188V186H78V188H77V186H76V184H75V182L73 183V180H75V179H73V178H75V177H73ZM185 177V176H184ZM257 177V176H256ZM36 178V177H35ZM98 178V179H97ZM185 178H187V177H185ZM195 178V177H194ZM200 178H201V176H200ZM202 178H203V173H202ZM206 178V177H205ZM31 179V178H30ZM39 179V178H38ZM46 179V178H45ZM73 179V180H72ZM77 179V178H76ZM149 179V180H148ZM167 179V178H166ZM174 179V176H173V178H172V180ZM184 179V178H183ZM189 179V178H188ZM211 179V180H210ZM210 179H206L207 181L208 180H210L211 182H212V178H210ZM32 181L30 182V183H32L33 185L34 184H36L37 185V183H39V181L37 180V179H35L34 181H33V179H31ZM101 180V181H100ZM169 180V179H168ZM191 180V179H190ZM196 180V179H195ZM194 180V181H195ZM83 181H84V179H83ZM98 181V182H97ZM183 181H185V180H183ZM187 181H189V180H187ZM192 181V180H191ZM198 181V180H197ZM202 181V180H201ZM203 181H205L204 179H203ZM202 181V182H203ZM47 181L45 180V181H43V183H46ZM77 182V181H76ZM80 182V181H79ZM84 182V183H85ZM149 182H153V185L152 186H148L147 184L149 183ZM186 182V181H185ZM206 182V181H205ZM259 182V181H258ZM29 183V184H30ZM48 183H49V181H48ZM57 183V182H56ZM174 183H176V182H174ZM179 183V182H178ZM215 183H216V181H215ZM181 184V183H180ZM203 184H206V183H203ZM211 184V183H210ZM210 184H208V185H210ZM219 184V183H218ZM235 184V183H234ZM77 185H78V183H77ZM207 185V184H206ZM205 185V186H206ZM215 185V184H214ZM86 186V185H85ZM171 186V185H170ZM173 186V185H172ZM179 186V185H178ZM178 186H176L175 188H177ZM181 186H182V184H181ZM212 187H213V185H211ZM35 187V186H34ZM37 187V186H36ZM36 187H35V189H36ZM43 187H44V185H43ZM55 187V186H54ZM152 187V188H151ZM62 188V187H61ZM96 188V187H95ZM174 188V189H175ZM181 188V187H180ZM205 188V187H204ZM226 188V187H225ZM32 189V188H31ZM34 189V188H33ZM35 189H34V191L33 190H31V191H33V192H35ZM86 189V188H85ZM100 189V188H99ZM207 189V188H206ZM176 190V189H175ZM210 190V189H209ZM208 189H207V191L206 192H208L209 191ZM224 190V189H223ZM31 191H29L30 193H31ZM59 191V190H58ZM67 191V190H66ZM78 191H80V190H78ZM172 191V190H171ZM212 191H214V190H212ZM225 191H226V189H225ZM28 192V191H27ZM32 192V193H33ZM96 192V191H95ZM175 192V191H174ZM177 192V191H176ZM210 193H211V191H209ZM215 192V191H214ZM69 193V192H68ZM38 194V193H37ZM59 194H61L60 192H59ZM175 194H178V193H175ZM174 194V195H175ZM214 194H216V193H214ZM229 194V193H228ZM249 194H251V193H249ZM52 195V194H51ZM78 195V194H77ZM90 195V194H89ZM213 195V194H212ZM221 195V194H220ZM222 195H223V193H222ZM235 195V194H234ZM88 196V195H87ZM91 196V195H90ZM98 196V195H97ZM224 196V195H223ZM263 196V195H262ZM31 197V196H30ZM79 197V196H78ZM83 197V196H82ZM172 197V196H171ZM225 197V196H224ZM8 198V197H7ZM27 198V197H26ZM57 198V197H56ZM88 198H89V196H88ZM95 198V199H96ZM227 198V197H226ZM196 199V198H195ZM94 200V199H93ZM256 200V199H255ZM36 201V200H35ZM45 201H46V199H45ZM68 201V200H67ZM88 201V200H87ZM175 201H177V200H175ZM215 201V200H214ZM218 201V200H217ZM27 202V201H26ZM230 202V201H229ZM232 202V201H231ZM40 203V202H39ZM255 203V202H254ZM57 204V203H56ZM178 204V203H177ZM176 204V205H177ZM219 204V203H218ZM218 204H217V206H218ZM29 205V204H28ZM41 205V204H40ZM171 205V204H170ZM176 205H174V206H176ZM220 205V204H219ZM48 206V205H47ZM224 206V205H223ZM222 206V208L225 210L226 208L225 207H223ZM173 207V206H172ZM187 207V206H186ZM170 208H171V206H170ZM182 208V207H181ZM185 208V207H184ZM188 208V207H187ZM221 208V209H222ZM218 208H216V210H217ZM245 209V208H244ZM175 210V209H174ZM170 211V210H169ZM173 211V210H172ZM171 211V212H172ZM218 211V210H217ZM24 212V211H23ZM155 212H156V214H155ZM177 212V211H176ZM170 213V212H169ZM186 213V212H185ZM243 213V212H242ZM202 214V213H201ZM53 215V214H52ZM187 215V214H186ZM185 215V216H186ZM51 216V215H50ZM158 216V215H157ZM27 218V217H26ZM158 218V217H157ZM259 218V217H258ZM56 219V218H55ZM149 219V220H148ZM108 221V220H107ZM111 221V220H110ZM143 221V220H142ZM230 221V220H229ZM139 222V221H138ZM113 223V224H114ZM28 224V223H27ZM141 224V223H140ZM147 224V223H146ZM51 225V224H50ZM204 225V224H203ZM168 226V225H167ZM221 226V225H220ZM133 227V226H132ZM225 227V226H224ZM105 228V227H104ZM187 229V228H186ZM262 229V228H261ZM105 230V229H104ZM180 230V229H179ZM125 231V230H124ZM196 231V230H195ZM233 231V230H232ZM108 232V231H107ZM46 233V232H45ZM122 233V232H121ZM134 233V232H133ZM181 234V233H180ZM187 234V233H186ZM231 234V233H230ZM235 234H236V231H235ZM185 235V234H184ZM47 236V235H46ZM104 236V235H103ZM240 236V235H239ZM178 237V236H177ZM176 237V238H177ZM247 237V236H246ZM179 238V237H178ZM178 238L176 239V240H178ZM180 240H183V239H180ZM171 241V240H170ZM187 241V240H186ZM195 241V240H194ZM224 241V240H223ZM32 242V241H31ZM250 242H252V241H250ZM173 243H175V242H173ZM180 243H181V241H180ZM200 243V242H199ZM253 243V242H252ZM185 244V243H184ZM196 244V243H195ZM218 244V243H217ZM249 244V243H248ZM263 244V243H262ZM129 245V244H128ZM175 246H176V243L174 244ZM197 245V244H196ZM178 246V245H177ZM182 246V245H181ZM243 246V245H242ZM93 247V246H92ZM179 247V246H178ZM230 247V246H229ZM236 247V246H235ZM248 247H251V245L250 246H248ZM258 247V246H257ZM131 250V249H130ZM248 250V249H247ZM251 250V249H250ZM244 251H246V250H244ZM99 252V251H98ZM249 253V252H248ZM253 253V252H252ZM109 254V253H108ZM227 254V253H226ZM246 255V254H245ZM119 256V255H118ZM129 257V256H128ZM173 257V256H172ZM176 257H177V255H176ZM204 257V256H203ZM248 257V256H247ZM254 257V256H253ZM253 257H251V258H253ZM170 258V257H169ZM109 259V258H108ZM243 259V258H242ZM232 260V259H231ZM234 260V259H233ZM232 260V261H233ZM239 260H240V258H239ZM246 260V259H245ZM110 261V260H109ZM109 261H108V263H109ZM229 261V260H228ZM240 261H242V260H240ZM247 261V260H246ZM249 261V260H248ZM223 262V261H222ZM253 262V261H252ZM243 263H244V261H243ZM111 264H114V263H112L111 262ZM154 264V263H153ZM205 264V263H204ZM227 264V263H226ZM239 264H241L240 262H239ZM250 264V263H249ZM253 264V263H252ZM255 264V263H254Z\"/></svg>",
	"mask_w": 264,
	"mask_h": 264
}]
</instances>
